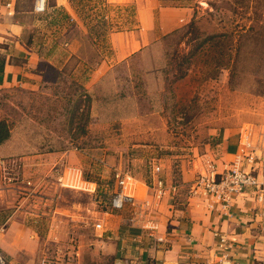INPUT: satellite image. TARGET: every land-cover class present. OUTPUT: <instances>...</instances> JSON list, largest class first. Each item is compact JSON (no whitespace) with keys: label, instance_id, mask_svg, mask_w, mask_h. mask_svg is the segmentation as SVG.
I'll return each mask as SVG.
<instances>
[{"label":"rangeland","instance_id":"374dc122","mask_svg":"<svg viewBox=\"0 0 264 264\" xmlns=\"http://www.w3.org/2000/svg\"><path fill=\"white\" fill-rule=\"evenodd\" d=\"M103 1H84V18H78L86 35L63 18L52 23L67 31L58 45L79 41L78 56L93 66L104 57L96 80L94 72L84 80L75 60L65 62L71 52L62 46L56 54L43 51L55 67L41 63L38 88H0V121L11 126L0 146L9 212L39 234L44 264H114L125 247L112 250L119 240L111 227L132 225L134 209L112 208L121 181L136 202L188 212L199 207L198 181L208 175L204 158L225 134L237 132L257 146L264 139V0H190V23L118 61L109 35L133 28V8ZM102 16L106 26L98 22ZM43 17L25 21L41 34L39 42ZM89 28L106 32L105 42H96ZM210 34H222V45L207 41ZM156 178L164 180L162 198L145 186L153 188Z\"/></svg>","mask_w":264,"mask_h":264},{"label":"crops","instance_id":"0c3cea01","mask_svg":"<svg viewBox=\"0 0 264 264\" xmlns=\"http://www.w3.org/2000/svg\"><path fill=\"white\" fill-rule=\"evenodd\" d=\"M107 1L113 5L132 4L135 15L130 12L129 17L139 23L138 27L134 25L129 31L115 28L110 33L109 41L114 47L111 49L115 53V61L143 49L153 43L156 37L169 34L194 18L190 0ZM34 4L35 0H0V57L5 59L0 88H38L43 80L41 63L45 60L55 67L51 58L44 56V50L56 54L58 47H67L71 53L65 62L81 52L80 42L74 39L58 45V39L63 38L67 31L59 25H56L58 28L52 27V23H60L62 17L59 16L63 12L70 17V20H66L67 27L70 24L82 30L81 34H87L70 0H55V4L48 5L44 17L39 18L37 26H41L44 36L41 42L38 38L41 34L35 29L29 31L30 26L25 22L37 14ZM135 32H139L138 35ZM103 62H106L105 59L93 73L95 80L103 73ZM248 141H252L261 157L258 171L260 179L264 181V139L257 146L249 137L244 141L237 132L225 134L217 151L204 158L207 162L205 172L221 173L227 168L245 166ZM4 177L0 173V228L4 227V231L0 232V250L10 256V264H44L40 258L39 234L10 216L9 184L4 181ZM133 182L132 191L141 194ZM145 186L152 193V188ZM199 201L194 203L199 207L191 206L188 212L183 213H172L163 202L157 207L150 205L151 212L145 216L131 208L132 225L120 222L111 227L114 230L113 238L119 240L112 250L119 252V244L125 247L121 249L124 258H117L114 264H211L220 259L216 253V233L234 241L229 264H264V203H258L254 194L240 196L228 213H224L218 205H211L201 189Z\"/></svg>","mask_w":264,"mask_h":264},{"label":"built area","instance_id":"2783aa9c","mask_svg":"<svg viewBox=\"0 0 264 264\" xmlns=\"http://www.w3.org/2000/svg\"><path fill=\"white\" fill-rule=\"evenodd\" d=\"M48 5L49 0H45L43 10L37 11L38 0H35L34 12L40 15L45 14L48 11ZM246 146L247 153L244 155V160H246L245 166L227 168L221 173L214 171L208 175L202 176L198 181L199 188L202 190L203 195L211 201V205H218L224 213H228L240 196L254 194L258 203H264V181L260 179L258 171V164L261 157L252 141H248ZM159 171L160 167H157L155 169V174H158ZM4 181L9 184V177L5 176ZM124 183V181L120 182L122 189L113 197L111 202L112 208L115 210H122L130 206L136 209L140 214L144 216L147 215L150 205H147L145 202L143 204L137 203L132 195L126 193ZM7 189H9V186ZM152 190L157 197H164L167 193L164 180L162 178H156ZM3 231L4 227H1L0 232ZM215 235L218 237L216 253L220 259L211 264H229L230 252L233 250L234 241H230L220 233H216ZM0 264H9L2 251H0Z\"/></svg>","mask_w":264,"mask_h":264},{"label":"trees","instance_id":"16d2710c","mask_svg":"<svg viewBox=\"0 0 264 264\" xmlns=\"http://www.w3.org/2000/svg\"><path fill=\"white\" fill-rule=\"evenodd\" d=\"M78 1V0H77ZM85 0H79V2L77 3L76 0H73V3L71 4L73 9L75 10V12L77 13L78 16L80 17H83L84 18V6L87 5V3H84ZM106 2L103 1V3ZM92 8V7H91ZM133 13L132 15L134 16L135 15V8L133 7L132 9ZM62 18L65 19V20H70V17L69 15H67L66 13H62ZM85 18L89 19L90 16L89 15H86ZM98 22H102V25L103 26H106L107 25V19H105L103 16L101 17V20H99ZM193 23V22H192ZM191 23V24H192ZM130 24L134 27V25H136L138 27L139 23L138 21L135 22V20H131L130 21ZM118 30H121L120 28H117ZM92 33H94V35H96V42L98 41H104L106 40L107 38V33L106 32H100V31H94V29H90L89 28V35H92ZM175 33H178L175 32ZM222 37L223 35L219 34H210L208 37H207V41L211 42V44H217L216 46L218 45H222ZM102 38V39H101ZM101 39V40H99ZM108 46V45H107ZM99 48V47H98ZM111 48V47H110ZM100 49V48H99ZM102 51H103V46L101 47ZM100 51V50H99ZM112 51V49H111ZM100 54H104V52H100ZM80 55V54H79ZM110 56V55H109ZM107 57V56H106ZM71 59L75 60L76 64H75V69L76 68H80L82 69V77H84V80H88L90 75L96 70L97 66H99V64L101 63L100 61H98L96 64L91 65L89 62L87 61H84V59H82V57H79L78 55H73L71 57ZM104 59V57H102V60ZM101 60V61H102ZM78 64V66H77ZM74 68V66H73ZM66 67H63L59 73L62 75V74H65L66 72ZM4 72H5V59L3 57H0V84L3 83V78H4ZM72 74V73H71ZM74 74H72L71 77L74 78L73 76ZM84 96L86 97V101L88 103H90L92 101V98H91V95L88 93V92H84ZM90 113V112H88ZM11 137V126L10 124L6 121V120H1L0 121V146L3 145L5 142H7L9 140V138Z\"/></svg>","mask_w":264,"mask_h":264},{"label":"clouds","instance_id":"9594fccd","mask_svg":"<svg viewBox=\"0 0 264 264\" xmlns=\"http://www.w3.org/2000/svg\"><path fill=\"white\" fill-rule=\"evenodd\" d=\"M45 4V0H38L37 11H42Z\"/></svg>","mask_w":264,"mask_h":264}]
</instances>
